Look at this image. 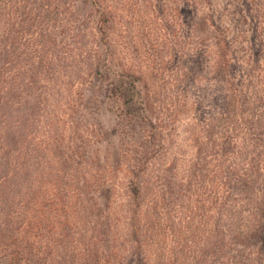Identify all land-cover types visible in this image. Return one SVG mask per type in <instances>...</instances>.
Returning a JSON list of instances; mask_svg holds the SVG:
<instances>
[{"label":"trees","instance_id":"1","mask_svg":"<svg viewBox=\"0 0 264 264\" xmlns=\"http://www.w3.org/2000/svg\"><path fill=\"white\" fill-rule=\"evenodd\" d=\"M200 1L0 0V264H263L264 0Z\"/></svg>","mask_w":264,"mask_h":264},{"label":"rangeland","instance_id":"2","mask_svg":"<svg viewBox=\"0 0 264 264\" xmlns=\"http://www.w3.org/2000/svg\"><path fill=\"white\" fill-rule=\"evenodd\" d=\"M200 2H202V4H203V6H201V8H203V9L206 8L207 13H208V10L209 11L212 10L215 12L216 15H222V17L224 18L223 21H225V22H227V24H229V26H228L229 31L227 32V34L230 37H233L232 35L234 33H235V36H237V34H239V33H240L239 36H241V35H244L245 33L248 34V31H250V27L248 25H244L243 22L242 23L239 22V20H243V18L241 19L240 15H239V12H240L239 6L241 4L240 0H210L209 3L207 0H201ZM166 3L170 4V2H167V1H166ZM80 7L85 8V4L83 2H81ZM172 12H174V11H172ZM172 14H174V13H171L170 15L174 16ZM145 17L140 18V19H139V17H135L136 23L139 22L141 24V28L133 27L132 35L134 37H136L137 35L141 36L142 32H144V27L142 29V26H144V23H141V22H145V21L149 20V17L151 18V20H158V16L156 14H154V16L148 15L146 18ZM237 20H238V23H236ZM101 118H102L103 122H105V128L108 130V139H107L108 141L104 145V151H106L110 148V151L112 150V152H113V123H114L113 122L114 121L113 120V113L105 114ZM263 264H264V260H263Z\"/></svg>","mask_w":264,"mask_h":264}]
</instances>
